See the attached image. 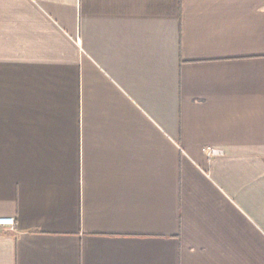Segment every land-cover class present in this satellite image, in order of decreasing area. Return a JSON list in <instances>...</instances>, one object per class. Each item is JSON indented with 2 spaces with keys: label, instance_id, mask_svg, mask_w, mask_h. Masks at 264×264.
<instances>
[{
  "label": "crops",
  "instance_id": "1",
  "mask_svg": "<svg viewBox=\"0 0 264 264\" xmlns=\"http://www.w3.org/2000/svg\"><path fill=\"white\" fill-rule=\"evenodd\" d=\"M0 217V264H264V0H0Z\"/></svg>",
  "mask_w": 264,
  "mask_h": 264
},
{
  "label": "built area",
  "instance_id": "2",
  "mask_svg": "<svg viewBox=\"0 0 264 264\" xmlns=\"http://www.w3.org/2000/svg\"><path fill=\"white\" fill-rule=\"evenodd\" d=\"M204 154L207 158H212L213 156L220 153V150L207 146L203 148ZM14 226V219L10 217H0V227H9L12 228Z\"/></svg>",
  "mask_w": 264,
  "mask_h": 264
}]
</instances>
